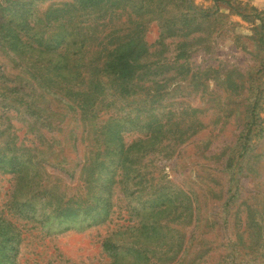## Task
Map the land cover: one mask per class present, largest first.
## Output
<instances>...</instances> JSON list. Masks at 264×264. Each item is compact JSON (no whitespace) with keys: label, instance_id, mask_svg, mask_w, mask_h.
<instances>
[{"label":"rangeland","instance_id":"obj_1","mask_svg":"<svg viewBox=\"0 0 264 264\" xmlns=\"http://www.w3.org/2000/svg\"><path fill=\"white\" fill-rule=\"evenodd\" d=\"M192 2L197 11L210 15H195L186 23L179 18L186 11L182 0L137 4L168 11L163 14L166 32L157 44L160 55L149 57L159 60V75L143 91L158 94L140 104L161 117V136L168 138L160 147L147 145L148 176L156 172V180L142 192L137 180H130L127 196L120 195L125 216L111 225L81 228L76 222L69 230H64L67 222L57 219L43 226L26 223L20 203L37 202L30 190L39 178L59 197L84 193L94 182L83 169L91 157L88 143L73 141L70 131L75 127L78 132L79 122L66 102L49 91L55 89L26 73L20 50H5L0 13V160L11 154L13 135L17 145H31L35 133L27 126L33 118H40L51 141L37 153L43 158L39 177L0 171V215L1 208L7 209L24 229L10 264L106 263L102 241L116 231L123 238L122 218L128 220L127 246L115 264H264V0ZM47 4H38L40 13ZM139 20L135 28L144 39L159 40L157 23L146 27ZM84 24L93 33L92 23ZM4 93L18 101L3 100ZM136 103L137 98L133 106L139 107ZM26 105L39 107L33 118ZM125 137L132 142L140 134L132 131ZM244 141L249 146L238 158ZM33 153L25 147L16 152L26 163ZM1 242L0 234V264H5L3 254L9 259V248Z\"/></svg>","mask_w":264,"mask_h":264},{"label":"trees","instance_id":"obj_2","mask_svg":"<svg viewBox=\"0 0 264 264\" xmlns=\"http://www.w3.org/2000/svg\"><path fill=\"white\" fill-rule=\"evenodd\" d=\"M40 2L48 3L44 13H40ZM139 2L145 0L0 1L1 22L6 31L1 38L3 47L6 51L15 47L20 50L21 57L25 56L23 61L20 60L26 73L41 85L55 89L48 90L66 102L68 111L75 112L72 118L79 122L76 125L78 132L74 127L70 135L74 136L73 141L87 142L91 154L83 169L94 182L86 186L84 193L77 191L69 198L59 197L57 192H50L40 178L36 182L32 180L30 194L36 192L33 196L37 197V202H23L19 208L20 214L28 220L26 223L43 226L57 219L59 223H68L64 230L75 227L73 223L76 222L82 223L81 228L109 226L120 216H125L124 206L120 204L124 199L120 195L127 196L130 180H137L140 192L146 188V183L156 180V172L148 176L151 172L145 162L147 145L158 144L160 147L168 138L161 136V117L155 111L149 114L140 104L153 101L158 94L157 90L151 96L143 91L147 82L159 75V60L152 62L149 57L160 55L157 44L164 38L166 20L163 14L168 11L152 7L144 9L137 6ZM182 5L186 11L179 18L186 23L195 15L199 18L210 15L197 11L192 0H182ZM143 13L144 18H141ZM139 19H144L142 26L146 27L151 22L157 23L161 29L159 40L149 43L144 39L140 30L135 28ZM96 21L102 23L96 26ZM85 22H91L95 27L93 33L85 30ZM99 26L102 29L99 30ZM262 29L263 25L261 34ZM260 41L263 43L262 36ZM152 48L154 51L151 52ZM3 95V100L18 101V98ZM135 98L139 107L133 106ZM34 107L25 106L32 118L39 108ZM27 127L33 130L32 134L35 133L34 139H29L31 145L25 146L23 142L17 145L12 141L16 136L9 137L12 139L8 151L11 154L1 156L0 171L19 176H40L43 158L37 153L49 147L51 141L45 136V125L39 117L30 120ZM132 131L139 133L140 137L129 142L125 134ZM248 146V141H244L243 153L238 158ZM24 147L34 151L27 163L16 154ZM152 191L154 196L158 194L157 189ZM0 216L1 245L9 248V259L3 254V262L10 264L11 258L14 260L19 253L16 244L24 238V229L11 218L7 209L1 208ZM122 219L124 224H121L120 232H123V238H118L116 231L102 241V252L109 259L103 264H115L114 260L121 256V248L127 246L124 237L129 229L125 224L128 220Z\"/></svg>","mask_w":264,"mask_h":264}]
</instances>
